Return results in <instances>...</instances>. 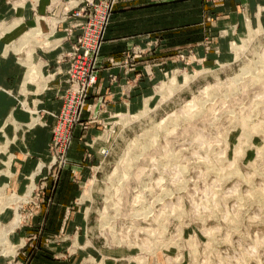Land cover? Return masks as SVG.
<instances>
[{
	"label": "rangeland",
	"instance_id": "374dc122",
	"mask_svg": "<svg viewBox=\"0 0 264 264\" xmlns=\"http://www.w3.org/2000/svg\"><path fill=\"white\" fill-rule=\"evenodd\" d=\"M104 1L111 7L97 39V65L116 4ZM77 2L0 0V11L5 12L0 35L9 44L7 65L17 62L24 77L22 85L13 79V86L0 83V110L8 111L15 102L18 110L30 112L29 126L45 124L41 134L46 143H41L52 142L44 160L51 155L56 162L52 171H45L42 160L30 175H23L25 186L17 175L3 177L0 264H264L262 7L258 20L239 15V23L233 24L224 23L229 15L211 10L217 0L200 2V24L193 40L191 34L184 35L175 52L163 55L160 74L144 87L137 85V92L126 94L113 107L101 99L90 117L80 115L69 130L71 136L57 145L55 132L52 135L57 112L49 110L58 108L60 96L49 95V90L53 84H59L55 90L65 86L59 76L52 79L60 75L56 73L59 43L71 40L74 47L85 37L80 30L84 25L73 21L77 8L71 7ZM203 9L217 14L206 17ZM22 10L27 15L37 12L35 23L14 17ZM139 44L126 51L129 62L152 50L151 44ZM67 52L62 56L70 62ZM246 66L251 71H243ZM69 87L68 82L67 91ZM93 90L85 94V104ZM76 123L86 129L78 132V138L81 135L88 148L76 199L83 207L78 212L88 209L79 225L55 227L50 225L52 217L46 225L42 218L55 201V186L47 185V180L64 166ZM29 135L26 140H31ZM8 142L9 138L0 149H6ZM35 148L43 150L37 144ZM16 149L12 144L14 164L21 158Z\"/></svg>",
	"mask_w": 264,
	"mask_h": 264
},
{
	"label": "crops",
	"instance_id": "0c3cea01",
	"mask_svg": "<svg viewBox=\"0 0 264 264\" xmlns=\"http://www.w3.org/2000/svg\"><path fill=\"white\" fill-rule=\"evenodd\" d=\"M200 2L203 4V2H207V0H116L114 10L110 15V22L106 28L105 43L99 55L98 65H100V68L98 69V79L95 85L92 86L94 90L92 95L90 97L88 96V103L85 104L86 107H83L84 109L81 112V116L83 115L84 118L90 117L92 110L95 109L94 106H99L101 99L109 100L107 102L108 108L119 104L121 102L120 98H123L126 94L133 95L138 91L135 89L139 87L137 85L144 87L146 85L145 83L151 81L156 75L160 74L162 67L161 62H163L162 58L165 57L163 55H166L168 52H175L177 48L184 43L182 40L184 35L188 36L191 34L190 40H193L192 34L200 24ZM48 5L49 3L46 4V8L44 9L45 12L49 7ZM260 7H262L261 15L263 18L264 0H217L211 10H219V13L229 15V19L226 18L224 23H233L232 21L239 23V21L236 20L239 15L245 20L248 16L258 20ZM211 10L207 9L205 12L203 9L202 11L205 12L204 15H206V17L208 15L217 14V12H212ZM3 13L5 12L0 11V18L5 16ZM14 15L15 18L20 19V22L31 18L35 23L38 19L37 12H30V14L27 15L26 12L22 10L16 11ZM184 18L186 21H183ZM6 34L7 33H5V35ZM0 39L4 44L3 48L0 47V83L13 86L14 83H10L13 79L14 81H20L19 84L22 85L24 78H22V71L19 70L18 63L14 60L12 63L13 65H7L5 49L9 44L3 34L0 35ZM58 39L61 40V36ZM155 39L159 41L153 45L152 41ZM194 42H197V40H194ZM136 43H140L139 45L144 44L143 46L147 47L151 44L153 45L152 50H149L146 54L134 56L135 61L129 62L126 51L131 49ZM59 44V47L56 48L60 50L58 53L59 57L56 58V66L58 67L56 73L60 75L54 74L52 79L59 76L65 86L63 89L60 87L59 89L57 88V91L55 90V86L59 85L57 83L53 84L49 90V95L53 94L60 96L58 108L49 110L52 113L57 112L53 127L56 126L55 124L59 120L60 110L64 104V94L65 91L67 92L68 87L67 69L70 62L69 59L63 57L62 54L71 50V47H73L72 41L67 39H64V42H60ZM10 65H12V67L7 68ZM125 88L128 89L127 92H125ZM10 91L13 90L10 89ZM55 92L57 94H55ZM110 98L114 102L110 101ZM54 106L56 107V105ZM52 113H50L51 115L49 116H52ZM30 119V112L26 109L25 111L18 110L15 102L9 106L8 111L3 113L0 110V144L6 142L9 138L6 149H0V183L2 182L1 184L3 185L6 183L2 181L3 177L6 179L8 177L10 178V175H17L21 181V179H24L28 174L30 175L35 171V168H38L42 160V170H44L45 165H47L45 171H52V169L56 167V165H53L52 168V164L56 162L51 155L49 160H44V157H49L45 153L46 146H49L50 142H52V140H50L47 145L41 143H46L45 137L41 134V132L44 131L42 127H44L45 124L40 126H36V124L34 126H29L28 122ZM88 127L91 128L90 125ZM9 128L12 130L11 133H8ZM33 129L34 132L32 136H30V131H33ZM85 130L86 129L82 130L80 124L76 123L73 130L75 138L73 141L71 140V145H69L70 143L68 144L69 149L65 150L67 158L63 160L64 166L59 170L60 172L58 175H51L47 180V185L52 183V186H55V190L53 191L55 201L53 206L49 208L51 212L42 218L43 223L46 225L50 217H52L50 219V225L55 227L79 225L80 223L77 221L81 215L83 219H85L88 207L83 209L85 210L84 213H82V211L78 212V209H82L83 207L80 208L77 202V199H79L78 190L80 182L82 181V175L86 169L88 160V148L83 140H81V135L78 138V132ZM27 134L32 137L31 140H26ZM52 135L54 136L53 129ZM36 137L38 140L36 139L37 141L33 143L32 140ZM18 139L21 141L20 144H17ZM22 143L24 144L22 145ZM12 144H14V147L20 148V150L16 149V152H21V154H19L21 158H19V161L15 162V164L13 162L16 154L12 153L10 150ZM35 144H37V147H42L43 150L35 148ZM31 150H37L41 155L39 156L36 152L32 153ZM31 154L33 156H29ZM10 155L11 163L8 165L6 161L9 159ZM53 156H56V153H54ZM18 166L20 168L19 170H17ZM13 168H16V172L13 171ZM42 170H40L39 173H41ZM23 182L24 180L21 181L20 184L22 183L25 186L26 182ZM49 187H47V189H49Z\"/></svg>",
	"mask_w": 264,
	"mask_h": 264
},
{
	"label": "built area",
	"instance_id": "2783aa9c",
	"mask_svg": "<svg viewBox=\"0 0 264 264\" xmlns=\"http://www.w3.org/2000/svg\"><path fill=\"white\" fill-rule=\"evenodd\" d=\"M110 7L111 5L104 0L101 2L96 0H78L77 4L71 7V9L77 8L75 11L76 19H73V21L84 25L80 30H83L85 37L80 39V43L78 42L74 45L73 49L66 54L70 56L67 79L71 87L64 95V98L68 95L66 103L54 128L55 136L53 142L57 145L67 141L69 130L79 119L82 108L85 106V94L97 81L98 65L96 60L100 49L97 39L103 24L109 18ZM90 9H92V13L87 12ZM73 89H75V92L71 93L70 91ZM68 142L70 143L71 140L68 139Z\"/></svg>",
	"mask_w": 264,
	"mask_h": 264
},
{
	"label": "bare ground",
	"instance_id": "6f19581e",
	"mask_svg": "<svg viewBox=\"0 0 264 264\" xmlns=\"http://www.w3.org/2000/svg\"><path fill=\"white\" fill-rule=\"evenodd\" d=\"M246 67H247V68H246ZM246 67H244L245 69L243 68V71H245V72L248 71V70L251 71V69H249L248 66H246ZM243 73H244V72H243ZM240 74H241V73H240ZM244 74H245V73H244ZM238 77H239V76H238ZM234 80H235V79H234ZM237 80H238V79H237ZM40 167H42V165H41Z\"/></svg>",
	"mask_w": 264,
	"mask_h": 264
}]
</instances>
